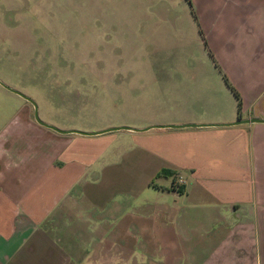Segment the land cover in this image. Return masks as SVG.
<instances>
[{
  "label": "crops",
  "instance_id": "1",
  "mask_svg": "<svg viewBox=\"0 0 264 264\" xmlns=\"http://www.w3.org/2000/svg\"><path fill=\"white\" fill-rule=\"evenodd\" d=\"M183 2L171 113L80 134L20 107L0 129V264H264V0ZM119 130L111 160L73 140Z\"/></svg>",
  "mask_w": 264,
  "mask_h": 264
},
{
  "label": "rangeland",
  "instance_id": "2",
  "mask_svg": "<svg viewBox=\"0 0 264 264\" xmlns=\"http://www.w3.org/2000/svg\"><path fill=\"white\" fill-rule=\"evenodd\" d=\"M183 11V0H0V83L57 129L160 119L190 78L176 63L189 60L193 34L171 19ZM4 86L0 129L20 107L34 110ZM73 138L85 151L110 143L105 160L128 149L123 130Z\"/></svg>",
  "mask_w": 264,
  "mask_h": 264
},
{
  "label": "water",
  "instance_id": "3",
  "mask_svg": "<svg viewBox=\"0 0 264 264\" xmlns=\"http://www.w3.org/2000/svg\"><path fill=\"white\" fill-rule=\"evenodd\" d=\"M0 84H1L2 86H4L2 83H0ZM4 87H5V86H4ZM5 88H7V87H5ZM7 89H9V88H7ZM9 90L12 91V92H14V93H17V92H15V91L11 90V89H9ZM17 94H19V93H17ZM19 95H20L21 97H23L25 100L29 101V102L33 105V108H34V110H33V118H34V120H35L38 124L43 125V126H46V127H48V128H51V129H53V130H55V131H57V132H67V131H65V130H59V129H57V128H55V127L49 125V124H46V123L42 122V121L37 117L36 110H35V105L33 104V102H32L28 97L23 96V95H21V94H19ZM256 121H258V120L255 119V118H251V119L237 120L235 123H246V122H256ZM125 128H126V127L109 128V129L103 130L102 132L111 131V130H115V129H125ZM73 132L80 133V134H87V133H85V132H80V131H73Z\"/></svg>",
  "mask_w": 264,
  "mask_h": 264
},
{
  "label": "trees",
  "instance_id": "4",
  "mask_svg": "<svg viewBox=\"0 0 264 264\" xmlns=\"http://www.w3.org/2000/svg\"><path fill=\"white\" fill-rule=\"evenodd\" d=\"M232 92H233V95H234V97L236 99V107H237V111H238V107H239V104H240L239 96H238V94H237V92L235 90L232 89Z\"/></svg>",
  "mask_w": 264,
  "mask_h": 264
},
{
  "label": "built area",
  "instance_id": "5",
  "mask_svg": "<svg viewBox=\"0 0 264 264\" xmlns=\"http://www.w3.org/2000/svg\"><path fill=\"white\" fill-rule=\"evenodd\" d=\"M180 181V180H179Z\"/></svg>",
  "mask_w": 264,
  "mask_h": 264
}]
</instances>
